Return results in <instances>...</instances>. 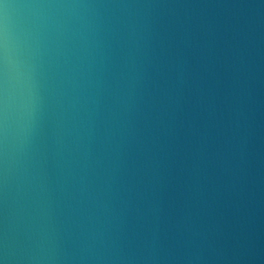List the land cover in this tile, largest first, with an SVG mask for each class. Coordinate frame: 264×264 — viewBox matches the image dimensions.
<instances>
[{"label":"water","instance_id":"95a60500","mask_svg":"<svg viewBox=\"0 0 264 264\" xmlns=\"http://www.w3.org/2000/svg\"><path fill=\"white\" fill-rule=\"evenodd\" d=\"M0 264H264V0H0Z\"/></svg>","mask_w":264,"mask_h":264}]
</instances>
